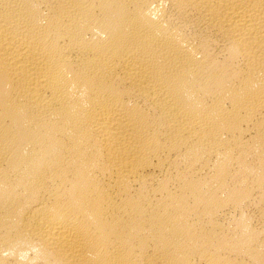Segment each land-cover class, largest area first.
<instances>
[{
    "label": "bare ground",
    "instance_id": "obj_1",
    "mask_svg": "<svg viewBox=\"0 0 264 264\" xmlns=\"http://www.w3.org/2000/svg\"><path fill=\"white\" fill-rule=\"evenodd\" d=\"M0 264H264V0H0Z\"/></svg>",
    "mask_w": 264,
    "mask_h": 264
}]
</instances>
